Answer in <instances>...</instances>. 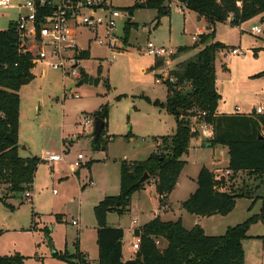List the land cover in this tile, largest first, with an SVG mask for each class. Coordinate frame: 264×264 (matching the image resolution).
Wrapping results in <instances>:
<instances>
[{"label":"rangeland","instance_id":"1","mask_svg":"<svg viewBox=\"0 0 264 264\" xmlns=\"http://www.w3.org/2000/svg\"><path fill=\"white\" fill-rule=\"evenodd\" d=\"M147 2L117 0L116 5L131 16L132 26L127 52L115 60L108 59L109 52L104 47L92 43L89 48L86 34L79 39V45L90 52V57L82 60L81 67L89 76L100 79L97 85H78L80 79L64 76L43 62L33 69L34 79L21 88L19 153L23 158L37 157L43 162L38 166L34 186L29 190L31 198H26L25 194L12 196L7 194L6 189L0 188V256L18 253L29 257L26 264H69L54 258L53 253H76L79 232L83 231L86 232L85 242L90 257H94L91 229L97 225L93 209L97 205L100 185L88 184L86 164L91 159L107 157V152L93 149L94 114L102 106L107 105L110 110L107 135L113 140L108 143L107 149L118 164L124 155L130 161L146 160L153 138L170 134L169 125L160 119V109L142 97L165 101L167 95V86L156 82L161 71L152 68L155 58L147 54L146 45L153 42L175 51L181 47H192L198 42L199 35L207 31V25L195 12L186 7L180 9L179 5L165 0L163 5L170 8V12L162 16L156 26L157 10L141 7ZM0 14V27L7 26V19L15 21L17 18L14 9L0 8ZM254 26L264 29L260 18L241 26H234L229 21L215 26L214 42L226 46L216 60L217 89L222 98L218 108L222 113L252 114L264 102V76L257 77L264 73V34H252L250 30ZM201 48L203 45H200ZM233 49L240 54L232 55ZM191 53L173 57L170 63H165L161 68L164 75L169 74L177 62L193 57ZM107 82L110 88L106 86ZM118 96L125 97L117 100ZM87 120L88 125L85 124ZM130 137L132 140H129ZM52 154L61 155L62 160L49 161ZM79 155L84 158L79 160ZM76 162L84 165L80 178L71 172L70 165ZM100 169V166L95 167V179L100 176ZM194 173L193 167L189 166L172 199L176 215L168 213L163 217L165 221H176L180 217L177 203L187 199L192 187L196 188L189 179ZM228 186L233 187L231 182ZM83 187L85 190H82ZM233 191L246 196L236 199V207L230 214L199 217L206 235L222 236L228 228L260 215L264 182L257 190L240 184ZM118 194L108 193L109 196ZM3 197L13 209L2 203ZM141 207L140 212L131 214V205L130 211L122 217L110 214L109 225L122 222L127 226L138 218L137 226H143L149 221L150 213L159 211L163 214L155 192ZM184 214L186 226L191 227L195 217ZM58 217H61L60 221ZM73 220L79 221L78 225H72ZM159 246L164 249L167 243L161 242ZM242 247L244 264H264V219L251 225Z\"/></svg>","mask_w":264,"mask_h":264},{"label":"trees","instance_id":"2","mask_svg":"<svg viewBox=\"0 0 264 264\" xmlns=\"http://www.w3.org/2000/svg\"><path fill=\"white\" fill-rule=\"evenodd\" d=\"M164 1L149 0L146 3L147 8L157 10L156 26L160 18L170 12V8L163 5ZM178 1L204 20L209 29L199 35L194 46L181 47L173 56L189 53L203 45L197 54L178 63L169 72L175 82L165 83L166 102H152L145 98L155 107L164 108L174 116L176 133L173 136L154 138L155 142H161V146H157L156 152L147 160L122 161L120 194L108 196L94 207L98 224V264H244L242 241L248 238L251 225L264 219V197L259 216L228 228L222 236H208L199 225L187 230L181 220L165 222L157 216L142 229L135 231V236L141 239L140 249L134 259L127 262L122 260L124 231L108 226V215L115 213L123 216L128 213L133 195L144 190L150 183L156 186L160 210L168 208L169 197L186 165L182 158L188 153L191 141L199 135L193 129V121L212 127L210 147H228L229 170L232 173L243 172L257 177L264 175V115L218 114L222 98L217 89L216 60L218 53L225 50L226 46L214 42L216 24L227 22L230 16L234 17V26L257 18L264 24V0ZM131 26L132 22L125 28L127 40ZM89 57V51H85L83 58ZM31 60V55L21 56L18 53V39L13 23L8 29L0 30V188L6 189L7 194L12 196L29 192L38 166L43 162L40 158H22L19 154L20 90L34 79L35 65ZM164 63V60L156 61L153 69L162 67ZM98 71L101 75V67ZM261 76L264 73L257 75ZM106 84L110 88L109 82ZM123 97L125 96H118L117 100ZM109 112V107L105 105L94 114L95 118L105 122L100 137L93 139L94 151L106 152L108 143L113 140L112 136L107 135ZM8 134L13 141L7 138ZM145 174H148V178L139 183ZM197 186V190L183 202L182 207L198 217L227 216L235 209L236 199L246 196L233 190L222 191L226 183L217 179L206 167L198 175ZM1 201L6 207L13 209L6 202V197L1 198ZM58 219L60 221L61 217ZM1 233L0 231V235ZM161 242H166L167 247L161 249ZM53 257L69 264H88L78 250L72 255L55 252ZM26 260V257L18 253L0 256V264H26Z\"/></svg>","mask_w":264,"mask_h":264},{"label":"built area","instance_id":"3","mask_svg":"<svg viewBox=\"0 0 264 264\" xmlns=\"http://www.w3.org/2000/svg\"><path fill=\"white\" fill-rule=\"evenodd\" d=\"M170 1L179 5L180 9L186 7L178 0ZM116 2L117 0H0V8L14 9L17 12V18L12 23L17 33L19 55H31L35 66L45 62L64 76L81 80L85 73L81 67L82 60H85L83 53L88 49L79 45V39L85 34L89 48L92 43L106 48L110 61L127 52L125 28L131 23V16L124 13ZM228 21L232 24L234 17L230 16ZM250 32L260 35L264 34V29L254 26ZM146 50L149 56L162 59L165 63H170L177 53L153 42L147 43ZM239 54L237 49L232 50V55ZM168 81L175 82L169 74L164 75V72L156 79L158 84ZM254 112L256 115H264V103ZM85 124L88 125L89 121ZM82 158L79 155V159ZM59 160L61 156L49 158L51 162ZM229 174L230 172L226 173ZM25 196L31 198L29 192ZM72 224L77 225V222L73 221ZM140 245L141 239L135 236L132 243L135 253L139 251Z\"/></svg>","mask_w":264,"mask_h":264},{"label":"crops","instance_id":"4","mask_svg":"<svg viewBox=\"0 0 264 264\" xmlns=\"http://www.w3.org/2000/svg\"><path fill=\"white\" fill-rule=\"evenodd\" d=\"M0 16H2V14H0ZM3 17H6V15H3ZM7 22H8L7 26L0 27V30L8 29L9 25L12 22H14V20L9 18V19H7ZM206 30H207V27H206ZM199 32L202 33L203 30L200 29ZM206 32H208V30ZM206 32H204V33H206ZM204 33H202V34H204ZM128 41H129V39H128ZM199 50H200V48L197 50H194V52L191 51L192 53L191 52L190 53L195 55L199 52ZM87 51H89V50H87ZM89 54H90V52H89ZM194 55H192V56H194ZM155 62H156V59H155ZM155 62H154V64H155ZM178 63H181V62H177L176 65ZM153 67H154V65L152 66V68ZM162 67H164V65ZM162 67L157 68V69H160V71H161L159 74H157V76L163 72V69L161 70ZM175 67L176 66H174V68L172 70H174ZM172 70H170V71H172ZM217 80H218V77H217ZM142 97L144 99L149 98V97H145V96H142ZM166 98H167V95H166ZM150 100L153 102L156 101V100H152V99H150ZM160 102L165 103L166 99H165V101H160ZM159 109H160V111H159L160 119H164L165 123L169 125V131L168 132H170V134L169 135H159V136L154 137V138H160L163 136H173L176 133V128H177V123H176V120H174L175 119L174 116L170 115L167 112V110L164 108H159ZM253 113L255 114V112H253ZM218 114H220V115H222V114H226V115H237V114L250 115V114L238 113V112L229 113V114L228 113H222L219 111V108H218ZM21 117H22V115H21V108H20V124H19L18 143H19V138L21 135ZM170 119H172V120H170ZM193 123H194L193 129L197 130L199 135L197 138H195L191 141L188 153L185 156H183V158H182V160L186 162V165H185V167H184V169H183V171L179 177L178 183H177L174 191L172 192L171 196L169 197L168 208L163 210V211L160 210L163 212V214H161V213L159 214V211H157L158 213H156V212L150 213L149 221H147L143 226H145L151 220L155 219L157 216H159L163 221H165L163 219V217H165V215H167L168 213L171 212L174 215H176L175 210L173 209L172 199H173L174 194L176 193L177 189L181 186L182 178H183V176H184V174H185V172L189 166H192L194 169V172H195L194 176L189 177L190 183L192 184V186H194L196 188L193 189V187H192L191 191H189L190 193L187 194V197H186L187 199H182L181 201H179L177 203V205L180 207L178 210V214L180 217L176 220V221L181 220L184 228H186L187 230H191L196 225H199L205 232V229L201 225V220L199 219V217L196 215H192V214L188 213L182 207L183 202L187 201L189 199V197L197 190V187H198L197 186V178H198V175H199V173L203 167H206L207 169L212 171L216 175L217 179H222L226 183V186L222 188V191L233 190L234 188L238 187V185H240V184H242L244 186H248L249 189H251V188L253 189V187H254V189L257 190L260 188L261 182H264V175L261 177H257V176H248L246 173H243V172L232 173V171L229 170L230 157H229L228 147L221 146V145L210 147L209 142L213 137L212 127L209 125H206L204 123L198 124L195 121H193ZM263 135H264V132H263ZM154 138H153V143L150 145L151 147L149 148V149H151L148 153V154H150V155H148L149 157L151 156V154L156 152L157 146H159V144H160V141L155 142ZM129 140H132V138L130 137ZM106 152H107V157L105 159H96V160L91 159L90 163L86 164V168L88 169L87 173H86V179H88V184L90 186H93V185L97 186L98 184L100 185L99 189H98V193H97V199H96L97 205L101 201H103L106 197L109 196L108 195L109 192H119V194H120V190H121V163L118 164L117 159H114V157L111 156L110 150H107ZM51 156H61V155L52 154ZM82 159H79V160H82ZM61 160H62V156H61ZM122 161L132 162V161H145V160H132V161H130L128 159L127 155H124L121 162ZM53 162H57V161H53ZM83 166L84 165L82 163H78V162L71 164L70 165L71 172H73L74 174H76L80 178L82 176L81 175V171H82L81 168ZM97 166L101 167L100 170L102 172H101L100 176L98 177V179L97 178L95 179V177H94L95 167H97ZM227 172H230V174L226 175ZM230 182H231V186H233L232 188H229V186H228V183H230ZM33 186H34V184H33ZM82 190H85V187H83ZM154 192L157 194L156 186L154 183H150V184H147L145 186L144 190L135 193L132 197V202H131L132 208H131L130 213L132 214V213H134V211L140 212V210H142V207H141L142 204H145L147 202V199L152 198V195ZM118 195H116V196H118ZM157 201H158V207H159V196H158V194H157ZM184 211H186V212H184ZM184 213H188L189 215H192L195 217L191 227L186 226V224H185V215L186 214H184ZM111 214H115V213H111ZM119 217H122V216H119ZM212 217H214V216H212ZM137 219H134L127 226L124 225L122 222H118L116 225H109V222H108V226L110 228H121L124 231L123 258H122V260L124 262H127V261L134 259L135 255H136L135 251L132 248V243H133L134 238H135V231L143 228V226H137V224H138ZM73 221H75V220H73ZM176 221H165V222H176ZM78 223H79V221L77 222V225H78ZM97 231H98V224L95 225V227H93V229H91L92 237L94 235V237H93V241H94L93 254H94V257H92V259L90 257L91 254L89 253V250L86 247V242H85L86 232H83V231L79 232V241L77 242V250L80 253H82L84 259L89 261L91 264H98V259H99V248L97 245ZM205 234H206V232H205ZM127 235H128V240H127ZM70 255H72V254H70ZM26 258L29 259V257H26ZM27 262L28 261L26 260V263Z\"/></svg>","mask_w":264,"mask_h":264},{"label":"water","instance_id":"5","mask_svg":"<svg viewBox=\"0 0 264 264\" xmlns=\"http://www.w3.org/2000/svg\"><path fill=\"white\" fill-rule=\"evenodd\" d=\"M141 7L146 8V4L142 3ZM209 28L207 27V30ZM100 79H94L93 77L89 76L87 73L83 74V78L79 81L78 85L82 84H95L97 85L99 83ZM105 127V122L99 118L95 119V129H94V137L99 138L103 129ZM7 138L11 141H13V138L10 136V134L7 135ZM148 178V174H145L144 177L139 181V183H143Z\"/></svg>","mask_w":264,"mask_h":264}]
</instances>
